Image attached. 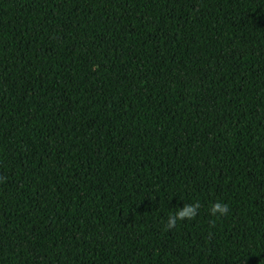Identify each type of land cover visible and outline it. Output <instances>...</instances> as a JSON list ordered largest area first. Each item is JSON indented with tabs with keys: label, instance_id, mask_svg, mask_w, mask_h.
<instances>
[{
	"label": "trees",
	"instance_id": "trees-1",
	"mask_svg": "<svg viewBox=\"0 0 264 264\" xmlns=\"http://www.w3.org/2000/svg\"><path fill=\"white\" fill-rule=\"evenodd\" d=\"M0 264H264V0H0Z\"/></svg>",
	"mask_w": 264,
	"mask_h": 264
},
{
	"label": "clouds",
	"instance_id": "clouds-1",
	"mask_svg": "<svg viewBox=\"0 0 264 264\" xmlns=\"http://www.w3.org/2000/svg\"><path fill=\"white\" fill-rule=\"evenodd\" d=\"M200 205L196 203H180L177 207V210L174 213H171L167 217L166 228L172 229L176 226L178 220L190 219L197 215ZM229 211V206L227 203L223 202H214L211 205L210 212L212 215L219 214L223 216Z\"/></svg>",
	"mask_w": 264,
	"mask_h": 264
}]
</instances>
